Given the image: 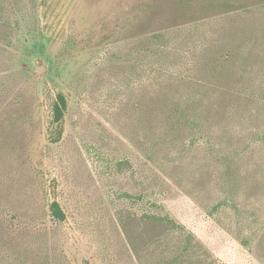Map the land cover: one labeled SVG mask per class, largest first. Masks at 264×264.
Here are the masks:
<instances>
[{
  "label": "rangeland",
  "instance_id": "374dc122",
  "mask_svg": "<svg viewBox=\"0 0 264 264\" xmlns=\"http://www.w3.org/2000/svg\"><path fill=\"white\" fill-rule=\"evenodd\" d=\"M0 264H264V0H0Z\"/></svg>",
  "mask_w": 264,
  "mask_h": 264
},
{
  "label": "trees",
  "instance_id": "16d2710c",
  "mask_svg": "<svg viewBox=\"0 0 264 264\" xmlns=\"http://www.w3.org/2000/svg\"><path fill=\"white\" fill-rule=\"evenodd\" d=\"M67 110V100L62 93H57L55 96V99L51 106L52 111V125H55L56 127L60 125V122L62 121L64 114ZM49 214L51 218L57 222H63L65 221V213L61 209L58 202L53 201L49 205ZM153 219L157 222L164 223L168 230L178 233L184 240L191 245L193 241V235L190 232H187L186 229L179 223H177L174 219L170 218L169 216H157L153 217Z\"/></svg>",
  "mask_w": 264,
  "mask_h": 264
}]
</instances>
